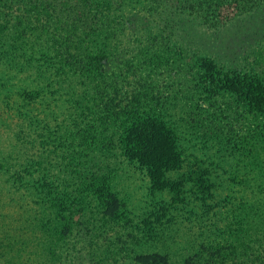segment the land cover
<instances>
[{
    "label": "trees",
    "instance_id": "trees-1",
    "mask_svg": "<svg viewBox=\"0 0 264 264\" xmlns=\"http://www.w3.org/2000/svg\"><path fill=\"white\" fill-rule=\"evenodd\" d=\"M261 8L0 0V188L31 205L24 264H264V41L241 67L198 47Z\"/></svg>",
    "mask_w": 264,
    "mask_h": 264
},
{
    "label": "rangeland",
    "instance_id": "rangeland-1",
    "mask_svg": "<svg viewBox=\"0 0 264 264\" xmlns=\"http://www.w3.org/2000/svg\"><path fill=\"white\" fill-rule=\"evenodd\" d=\"M206 35L208 37L198 36L199 42H201L198 43L199 49L208 52L210 56L216 54L222 57L223 60L226 59L231 63H236L235 66L241 67L246 64L241 61L243 53L254 49L256 44L264 41V8H261L252 16L247 15L237 18L233 23L222 26L219 32L214 35ZM114 61L116 62V60ZM247 61L249 62V60ZM191 154L194 156V152ZM211 158H214V156H211ZM193 160L197 161L192 157L190 161L194 162ZM201 166L202 164H194V167L197 168ZM1 184L3 183L0 181V187ZM29 204L28 198L20 196V193L8 194L0 188V264L25 263L26 254L20 252L18 254L15 251L14 241L17 239L20 230L25 231L27 229L30 231L29 228L25 227L30 223L29 216L32 214L31 205ZM54 264L69 263L57 261Z\"/></svg>",
    "mask_w": 264,
    "mask_h": 264
}]
</instances>
